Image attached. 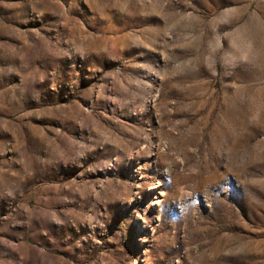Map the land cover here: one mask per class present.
<instances>
[{
  "label": "rangeland",
  "instance_id": "374dc122",
  "mask_svg": "<svg viewBox=\"0 0 264 264\" xmlns=\"http://www.w3.org/2000/svg\"><path fill=\"white\" fill-rule=\"evenodd\" d=\"M0 264H264V0H0Z\"/></svg>",
  "mask_w": 264,
  "mask_h": 264
}]
</instances>
